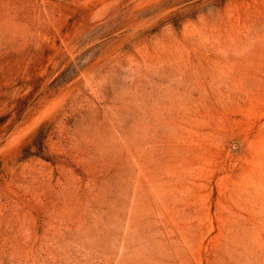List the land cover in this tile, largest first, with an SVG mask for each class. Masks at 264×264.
Listing matches in <instances>:
<instances>
[{"label":"rangeland","instance_id":"obj_1","mask_svg":"<svg viewBox=\"0 0 264 264\" xmlns=\"http://www.w3.org/2000/svg\"><path fill=\"white\" fill-rule=\"evenodd\" d=\"M0 264H264V0H0Z\"/></svg>","mask_w":264,"mask_h":264},{"label":"bare ground","instance_id":"obj_2","mask_svg":"<svg viewBox=\"0 0 264 264\" xmlns=\"http://www.w3.org/2000/svg\"><path fill=\"white\" fill-rule=\"evenodd\" d=\"M137 59V58H136ZM129 62V61H128ZM137 63V62H136ZM130 64V63H129ZM138 68V67H137ZM133 70V68H131Z\"/></svg>","mask_w":264,"mask_h":264}]
</instances>
